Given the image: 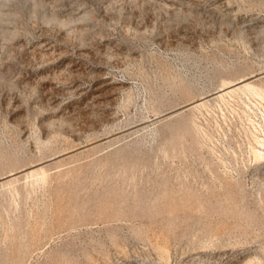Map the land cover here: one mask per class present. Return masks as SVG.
Segmentation results:
<instances>
[{
	"label": "rangeland",
	"instance_id": "1",
	"mask_svg": "<svg viewBox=\"0 0 264 264\" xmlns=\"http://www.w3.org/2000/svg\"><path fill=\"white\" fill-rule=\"evenodd\" d=\"M261 71L264 0H0V264H264V78L180 107Z\"/></svg>",
	"mask_w": 264,
	"mask_h": 264
},
{
	"label": "bare ground",
	"instance_id": "2",
	"mask_svg": "<svg viewBox=\"0 0 264 264\" xmlns=\"http://www.w3.org/2000/svg\"><path fill=\"white\" fill-rule=\"evenodd\" d=\"M250 75V74H249ZM247 76V77H245V76H241L242 78H238L239 80H236V81H230V82H226L225 81V83H223V85L221 86V87H219L218 88V90H216L215 92H214V90H213V92H212V94L211 93H209V95H207V96H203V97H199L200 99H198V100H196V101H190L191 103H189L188 104V102H187V105L186 106H180L181 108H182V110H184V109H192V111H193V109H197L196 111H199L200 109L199 108H202V107H207V105L209 104V102L210 101H212L211 99L213 98V99H225L226 97H230V96H232V95H237V93H239V92H246V94H248L247 92H249V94L251 93L252 95L253 94H258L257 96H259V94H261V93H263V91L262 92H260L261 90H259L256 86H255V81L256 80H260V79H262V78H264V71H261V72H259V73H257V74H252V75H250V76ZM227 79H229V78H227ZM230 79H232V78H230ZM224 81V80H223ZM261 82H262V80H261ZM185 83V82H184ZM264 83V82H263ZM124 84V83H123ZM257 84H259V83H257ZM260 84H262V83H260ZM184 85V84H183ZM188 86H189V84H187ZM122 87L124 86V85H121ZM186 86V85H185ZM190 87V86H189ZM260 87H261V85H260ZM262 87H264V86H262ZM186 88V87H185ZM185 90V89H184ZM189 91H190V89H189ZM193 92V91H192ZM191 92V93H192ZM211 92V91H210ZM208 93V92H207ZM240 94V93H239ZM244 94V93H243ZM189 95V94H188ZM235 95V96H236ZM200 96V95H199ZM261 96V95H260ZM234 97V96H233ZM253 97V96H252ZM216 100V101H217ZM215 101V100H214ZM211 105V104H210ZM178 107V106H177ZM177 107H175V108H177ZM199 109V110H198ZM171 111H174V110H171ZM176 111V110H175ZM174 111V112H175ZM178 111V110H177ZM168 112V111H167ZM193 112H195V111H193ZM192 112V113H193ZM179 113H180V111H179ZM187 113V112H186ZM160 114V113H159ZM168 114H170V113H168ZM175 115L176 114H178V113H174ZM189 114V113H188ZM194 114V113H193ZM165 116H166V113L164 114ZM158 116V114L156 115V117ZM162 116V115H161ZM168 116V115H167ZM156 117H154V118H156ZM174 117V116H173ZM159 118V117H158ZM193 116H192V120H193ZM167 119V118H166ZM165 119V120H166ZM190 119V121H191V118H189ZM157 120V119H156ZM159 120V119H158ZM163 121V120H162ZM194 121V120H193ZM161 122V121H160ZM195 122V121H194ZM156 123V122H155ZM159 123V122H158ZM191 123V122H190ZM193 123V122H192ZM195 125V124H194ZM193 127V126H192ZM195 127V126H194ZM195 129V128H194ZM188 132V131H187ZM195 132V131H194ZM135 133V132H134ZM137 133V132H136ZM196 133V132H195ZM183 134H184V132H183ZM112 137H113V135H112ZM181 137V136H180ZM183 137H184V135H183ZM186 137V136H185ZM256 137V136H255ZM107 138V137H106ZM111 138V137H110ZM118 138V137H117ZM165 138V137H164ZM167 138V137H166ZM182 138V137H181ZM260 139V138H259ZM103 140H105L104 138H103ZM164 140V139H163ZM168 140V139H167ZM183 140V139H182ZM187 140V139H186ZM256 140V139H255ZM110 141V140H109ZM113 141V140H112ZM171 141V140H170ZM184 141V140H183ZM257 141V140H256ZM261 141V140H260ZM263 141V140H262ZM259 142L258 144H259V146H261V147H264V143L263 142ZM188 142V141H187ZM95 143V142H94ZM97 143V142H96ZM95 143V144H96ZM166 143H168V142H166ZM256 143V142H255ZM170 144L172 145L173 143H171L170 142ZM183 144V143H182ZM189 144V143H188ZM257 144V143H256ZM100 145H102L101 143H100ZM166 145V144H165ZM168 145V144H167ZM179 145V144H178ZM190 145V144H189ZM93 146V145H92ZM98 146V145H97ZM168 146H170V145H168ZM167 146V147H168ZM85 147V146H84ZM88 147V146H87ZM90 147V146H89ZM100 147V146H99ZM171 147V146H170ZM184 147H185V144H184ZM183 147V148H184ZM96 148V147H95ZM164 148V147H163ZM174 149H175V147H173ZM186 148V147H185ZM185 148H184V150H185ZM76 149V148H75ZM81 149V148H80ZM83 150H85L84 148H82ZM92 149H94V147H92ZM180 149V148H179ZM90 150V149H89ZM178 150V149H177ZM182 150V149H181ZM253 150H254V154L256 155V157H259V158H261L262 156H264V150L262 151L261 149H260V147L258 148V147H256V149H254L253 148ZM75 151V150H74ZM165 151H167V150H165ZM76 152V151H75ZM119 152V151H118ZM118 152H116V153H118ZM168 152H170V151H168ZM181 152V151H180ZM67 153V152H66ZM70 153H71V151H70ZM70 153H68L67 155H69ZM78 153V152H77ZM126 153H128L127 151H126ZM126 153H125V155L124 156H126ZM65 154V153H64ZM73 154V153H72ZM129 154V153H128ZM167 155H170V153H167ZM176 155V154H175ZM178 155V154H177ZM62 156V155H61ZM64 156V155H63ZM70 156H71V154H70ZM118 158H119V155H116ZM57 157V156H56ZM60 157V156H59ZM67 157V156H66ZM65 157V158H66ZM127 157V156H126ZM255 157V158H256ZM62 158V157H61ZM58 159V160H62V159ZM69 158V157H68ZM117 158V159H118ZM125 158V157H124ZM263 158V157H262ZM67 159V158H66ZM110 159V158H109ZM121 159H123V158H121ZM47 160V159H46ZM50 160V159H49ZM112 160V159H111ZM111 160H109V161H111ZM257 160H258V158H257ZM48 161V160H47ZM55 161V162H54ZM54 161H53V163H51V165L49 164L48 166H50V167H52V164H54V163H56V160H55V158H54ZM65 161V160H64ZM127 161H129L128 159H127ZM42 162V161H41ZM50 162V161H49ZM58 162V161H57ZM60 162V161H59ZM59 162H58V164H59ZM63 162V161H62ZM45 164H46V162H42V163H40V161H39V163L38 164H35V165H31V167H29V168H24V170H22V171H20V172H9L10 174L9 175H7V176H5L4 177V175L0 178V184H1V186H5V187H9V185L11 186V187H13V184H15L16 185V183H18L17 181H18V179H17V176H19V174H25L24 176H25V178H26V180H25V183H24V185L26 184V181L28 180V179H36L37 177L39 178V176L41 177V181L43 182H45V180H43V179H45V177H46V171H45ZM57 164V165H58ZM49 168V167H48ZM48 168H46V169H48ZM18 169V168H17ZM50 169V168H49ZM16 170V169H15ZM14 170V171H15ZM11 171H13V170H11ZM19 171V170H18ZM50 172V171H49ZM49 176V175H48ZM20 177H21V175H20ZM21 180H22V178H21ZM23 180V181H24ZM39 181H40V178L38 179ZM38 180H35V181H38ZM48 180V179H47ZM30 181V180H29ZM31 181H33V180H31ZM38 181V182H39ZM16 182V183H15ZM19 182H21L20 181V179H19ZM28 182V181H27ZM30 183V182H29ZM32 183V182H31ZM7 187V189H8V191H9V189L10 188H8ZM2 189V188H1ZM12 189V188H11ZM5 190H6V188H5ZM3 192H4V190H3ZM166 193V192H165ZM0 194H2V192L0 193ZM141 195V194H140ZM196 197H198L197 195H195ZM194 196V197H195ZM147 197V196H146ZM193 197V198H194ZM141 198V197H140ZM182 198V197H181ZM180 198V199H181ZM183 199H184V197H183ZM142 200V199H141ZM140 199H139V201H141ZM188 200H189V198H188ZM192 201H193V199H191ZM190 200V201H191ZM195 200H196V198H195ZM184 201V200H183ZM168 202H170V201H168ZM141 203V202H140ZM145 203V202H144ZM190 203V202H189ZM147 204V203H146ZM164 204V203H163ZM176 204V203H175ZM188 204V203H187ZM191 204L193 205V203L191 202ZM196 204H197V201H196ZM202 204V203H201ZM144 206H145V204H143ZM192 205H190V207L192 206ZM199 205V204H198ZM203 205V204H202ZM201 205V206H202ZM165 206V205H164ZM172 206V205H171ZM176 206H177V204H176ZM180 206V205H179ZM194 207V206H193ZM192 207V208H193ZM196 208V207H195ZM199 208V207H198ZM200 208H202L203 209V207H200ZM196 210V209H195ZM165 211V210H164ZM204 211V210H203ZM239 212V211H238ZM206 213H207V211H206ZM171 215V214H170ZM245 215V214H244ZM249 215V214H248ZM247 215V216H248ZM172 216V215H171ZM240 216V215H239ZM174 218V217H173ZM171 219V218H170ZM170 219H168L167 218V220L168 221H170ZM176 219V218H175ZM174 219V220H175ZM172 222H174V221H171V223ZM175 223V222H174Z\"/></svg>",
	"mask_w": 264,
	"mask_h": 264
}]
</instances>
